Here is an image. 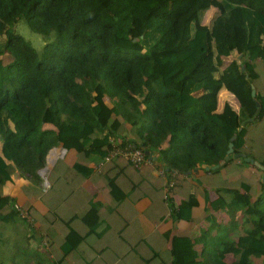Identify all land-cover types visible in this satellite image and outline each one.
I'll list each match as a JSON object with an SVG mask.
<instances>
[{"label":"trees","instance_id":"trees-1","mask_svg":"<svg viewBox=\"0 0 264 264\" xmlns=\"http://www.w3.org/2000/svg\"><path fill=\"white\" fill-rule=\"evenodd\" d=\"M210 7L216 11L203 22ZM20 20L44 36L41 49L16 30ZM0 34V221L25 218L3 192L19 170L30 180L26 195L51 209L39 214L29 200L21 204L48 234L44 224L54 219L81 239L95 229L120 236L122 251L145 250L165 264H227L228 254L232 264H254L253 257L264 264L262 169L245 160L264 165V0H0ZM222 91L236 106L220 102ZM110 137L180 173L168 198L149 165L117 156L94 168ZM230 141L229 158L211 167ZM58 143L76 156L71 164L56 158L44 188L38 170ZM85 178L104 202L82 186ZM143 196L152 222L168 213L189 220L202 197L210 209L226 210L230 224L242 210L251 226L214 235L211 211L197 234H145L134 207Z\"/></svg>","mask_w":264,"mask_h":264},{"label":"crops","instance_id":"crops-1","mask_svg":"<svg viewBox=\"0 0 264 264\" xmlns=\"http://www.w3.org/2000/svg\"><path fill=\"white\" fill-rule=\"evenodd\" d=\"M44 126L51 127L52 125L45 123ZM127 131L130 134L131 129H127ZM56 146V152L59 153L57 155L65 153L61 157H64L71 164L76 156L75 149L63 148L62 143H58ZM253 171L252 166L249 165L246 174L250 175ZM232 175L236 176L237 174L233 173ZM192 176H195V174L191 173L187 178ZM43 180L44 177L42 176V185ZM29 182L28 177L16 170L12 173L11 180H7L4 183L3 192L14 198L16 204L19 205L25 200H29L33 205L31 206L32 209L36 213L45 214L51 210L49 206L42 202L39 197H28L24 192L23 186ZM82 186L90 193L95 194V200L105 201L101 192L97 190V187L89 178L83 180ZM148 203V196H143L134 203L139 225L145 234L155 230L197 234L201 228L209 224L206 215L211 211L215 214L216 222L218 223V226L212 231L214 235H220L224 232V229L228 228V235L234 237L235 233L251 226V222L246 219L242 210L237 209L234 211V218L237 224L234 222L230 224V215L226 210L210 209L209 202L204 201L202 197H200L199 204L192 208V217L189 220H173L168 213L162 220L152 222L143 213ZM235 224L236 226H234ZM44 225L49 226L48 231H50V234L40 229L38 219L19 217L0 221V264H165L159 255H154L147 259L150 253L145 250L140 252L131 251L130 253L122 251L121 242L118 240L120 236L118 235L119 238L114 235L101 236L97 234L99 229H95L96 231H91V234H85L81 239L77 231H73L74 229L64 231L67 227L65 221H58L56 226L53 219L47 221ZM76 225L81 231L86 232L83 223H77ZM196 247L198 249L201 248V244H196ZM232 259V254H228L227 264H232ZM253 262L254 264H259L261 257H253Z\"/></svg>","mask_w":264,"mask_h":264},{"label":"built area","instance_id":"built-area-1","mask_svg":"<svg viewBox=\"0 0 264 264\" xmlns=\"http://www.w3.org/2000/svg\"><path fill=\"white\" fill-rule=\"evenodd\" d=\"M110 142V150L107 154H105L103 161L94 163L93 166L95 169L99 170L103 162L117 156L126 158L135 167L149 165L152 167V171L156 176L163 178L164 196L166 198L169 197L175 182V177L180 174L177 170L172 169L168 171L164 163L161 162L153 153H148L143 147L132 144L130 141L124 142L120 137H110ZM182 175L186 174L182 173ZM43 185L44 188H47L49 186V181L43 180ZM15 208L19 211L21 216L31 218L21 205L15 204Z\"/></svg>","mask_w":264,"mask_h":264},{"label":"rangeland","instance_id":"rangeland-1","mask_svg":"<svg viewBox=\"0 0 264 264\" xmlns=\"http://www.w3.org/2000/svg\"><path fill=\"white\" fill-rule=\"evenodd\" d=\"M215 11H216V9L214 7L208 8L203 15L202 21L206 22V23L209 22L213 16V14L215 13ZM14 26H15L16 30L19 33H21L27 40H29L34 47H36L37 49L42 48V46L46 40L41 33L33 30L24 21H21V20L18 21L17 23H15ZM3 39H4V34L3 35L0 34V42H2ZM225 62H226V60H225ZM219 98H220L221 103H223L225 100H228L230 103H232L234 106H236V100L234 99V97L232 95H229L227 92L222 91L219 94ZM55 147H57V146H54L53 149H56ZM64 154L65 153H61L56 158L61 157ZM45 164H46V162H45Z\"/></svg>","mask_w":264,"mask_h":264},{"label":"water","instance_id":"water-1","mask_svg":"<svg viewBox=\"0 0 264 264\" xmlns=\"http://www.w3.org/2000/svg\"><path fill=\"white\" fill-rule=\"evenodd\" d=\"M244 66L241 65V68H243ZM256 93L255 87L254 85H252V89H251V94L254 95ZM235 135L232 136V138H234ZM63 148H66L63 144H62ZM53 149V147H51L48 151V153L46 154V164L43 165L42 167L39 168L38 172L44 177L45 181H48V172L50 171L51 167L53 166L55 159L58 155H56V157L51 161V163L49 162V153L51 152V150ZM233 151V143L232 141H230L228 143V148L226 151V154L224 156V158H222L218 163L213 164L211 167H217L218 165L222 164L223 162H225L226 159L229 158V154ZM147 152L149 153V151L147 150ZM235 156H238L239 153H235ZM246 161H249L251 164H254L256 167L262 169V173H261V179L264 181V165L259 162L258 160H255L254 158L250 157V156H246L245 157ZM50 164V165H49ZM206 168H209V166H206Z\"/></svg>","mask_w":264,"mask_h":264},{"label":"bare ground","instance_id":"bare-ground-1","mask_svg":"<svg viewBox=\"0 0 264 264\" xmlns=\"http://www.w3.org/2000/svg\"><path fill=\"white\" fill-rule=\"evenodd\" d=\"M52 150H54V149H52ZM52 150H51V151H52ZM55 153H56V151H55ZM54 158H55V157L52 156V157L50 158V161H49V162L51 163V161H52Z\"/></svg>","mask_w":264,"mask_h":264}]
</instances>
